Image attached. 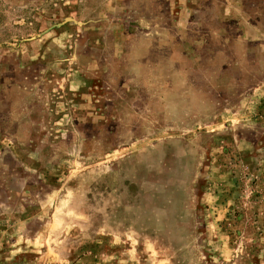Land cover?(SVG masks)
I'll use <instances>...</instances> for the list:
<instances>
[{"label": "rangeland", "instance_id": "374dc122", "mask_svg": "<svg viewBox=\"0 0 264 264\" xmlns=\"http://www.w3.org/2000/svg\"><path fill=\"white\" fill-rule=\"evenodd\" d=\"M0 264H264V0H0Z\"/></svg>", "mask_w": 264, "mask_h": 264}]
</instances>
